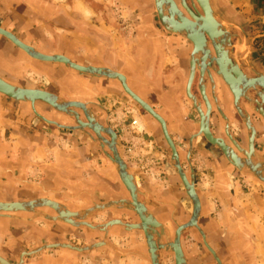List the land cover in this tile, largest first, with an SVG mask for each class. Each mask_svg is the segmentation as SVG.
Masks as SVG:
<instances>
[{
	"label": "crops",
	"instance_id": "0c3cea01",
	"mask_svg": "<svg viewBox=\"0 0 264 264\" xmlns=\"http://www.w3.org/2000/svg\"><path fill=\"white\" fill-rule=\"evenodd\" d=\"M123 5L133 7V4L128 3ZM91 7L87 0H75L72 3H66L65 0H0V27L11 31L24 43L42 53H60L59 55L63 54L83 66L96 65L102 68L111 66L119 70L109 68L123 74L136 93L167 120L171 137L179 152L181 154L183 152L181 163L186 171H189L190 165L185 154L190 135H184L185 129L182 128L186 122L193 123L196 119L191 116L189 106L186 104L181 81L180 72L183 69L179 67L177 51L181 41L174 36H164L160 29L155 28L156 24L149 19L137 25L138 34L126 37L118 32L120 28L117 29L114 23L99 18V14ZM133 8L137 11L136 6ZM92 13L96 18L90 17ZM4 48L5 50L2 51ZM0 76L9 83L21 84L24 87H39L67 100L86 102L85 104L93 109L96 117L105 123V126L109 124L117 131L125 145L128 142L126 133L120 131L117 124H122L123 119L128 121V125L132 119H140L141 129L144 128L146 132L145 135L143 132L142 139L145 144L150 145V141L152 143L150 149H146L144 153L139 152L136 159L127 158L129 166L145 172L144 179L150 183L151 174L147 172L149 170L145 171L147 168L143 159L148 155L158 159L159 154L162 153L165 159L162 160V165L157 164V170L169 175L170 181H173L172 186H175L174 182L180 181L175 167L170 162L171 155L164 136L157 133L159 122L156 120L157 123L154 122L152 127H149L148 122L152 117L141 112L118 79L76 71L66 72L65 67L53 61L31 57L2 35H0ZM35 110L48 120L54 121V124L51 121H44L37 113L34 114ZM96 117L94 118L98 121ZM55 122L71 124L72 117L44 102L37 101L32 105L31 102L18 101L0 92L1 202H27L44 198L61 203L71 211H77L96 202L113 199L117 195L115 193L121 192V184L124 187L122 191L128 194L118 171L117 177L120 181L115 175L112 163L105 159L92 137L80 131L66 130ZM127 128L126 126L125 130ZM126 132L129 133L128 130ZM133 142H137V139H133ZM153 143L156 149L153 148ZM192 160L197 184L198 175L203 174V170L210 169L215 174L211 186L214 187L213 193L217 189L223 191V186L218 182V173L224 167V161L217 150L197 145ZM200 170L202 171L199 172ZM149 183L147 184L150 185ZM240 187L241 184L238 186L233 183L230 194L224 192L223 199L232 212L236 213L240 208L242 219L249 224L252 219L248 217V211L250 210V214L254 215L253 205L260 202L256 200L253 191L243 195ZM150 193L155 195V200H163L162 196H166L163 189L159 192L154 189ZM101 194L111 198L101 200ZM218 197L222 199L220 194ZM165 198L168 199L167 196ZM144 203L152 209L146 202ZM241 203H245L247 209L244 210ZM170 206L162 211L170 210ZM37 209H43L49 215H57L56 210L49 205H42ZM19 210L16 213L0 212V252L4 253L8 260H12L9 253L22 252L27 244L35 243L40 238L49 242H62L67 240L68 235H71L70 239L74 235L72 224L68 222L43 218L29 220L27 218L33 213L24 209ZM163 212L161 214L164 215ZM153 213L166 225V221H162L154 211ZM10 214H17L26 219L13 218ZM176 227L173 232L168 231L169 234L173 236ZM92 232L94 230L85 229V237L90 238ZM65 250L55 248L46 251L33 261L35 264L61 262L68 258L69 253H65Z\"/></svg>",
	"mask_w": 264,
	"mask_h": 264
},
{
	"label": "rangeland",
	"instance_id": "374dc122",
	"mask_svg": "<svg viewBox=\"0 0 264 264\" xmlns=\"http://www.w3.org/2000/svg\"><path fill=\"white\" fill-rule=\"evenodd\" d=\"M87 1L88 4L90 2L92 6L91 8H93L94 11H96L97 14H99L98 15L99 18H102L107 22H111L112 20V23L116 25V28L117 29L120 28L119 29L120 31L118 32L124 34L126 37L138 34L137 25H139L140 22L146 19L147 20L149 18L152 19L156 25H160V23H162L156 10L154 12L155 14H152V16L146 18L143 9L140 10L137 9L136 11L133 7H126L123 5V3H118L116 0H87ZM213 2L219 7L220 11L223 12L226 16H230L232 19L237 20L239 23L238 24L235 23V25H238L244 31L243 32L238 26L237 27L233 26L234 28L241 31L243 34V37L239 35L241 37L242 42L240 44L238 58L242 55V52L247 51L246 59L248 61V64H252L257 67H260L264 73V7L259 3V0H213ZM66 3L68 2L66 1ZM193 3H197V2L193 1ZM90 17L96 18V16L93 13L90 14ZM160 31H162L161 33H163L164 36L177 35L169 31H167L166 33L162 29H160ZM244 33L246 34L247 42L244 41L245 38ZM177 36L178 39L181 41L180 42L181 45L177 46V48L182 49L184 47L183 43H185V40L188 39H185L180 35ZM235 40L236 42L233 44L237 45L238 42L237 38H235ZM178 64L179 67L182 65L183 68H185L186 70L188 69L187 62L181 60V56L179 54H178ZM185 99H186V104L189 106V111H191L190 113L191 116L194 119H197L192 107V101L188 99L186 96ZM34 114H36V110L34 111ZM136 119L138 120L137 131L139 132V134L130 135L129 133L126 132L127 130L129 132L132 129L131 122L134 119L131 120L129 125H128V121L124 119L122 121L123 122L125 121V123L122 122V124H117L118 129L123 133H126V137L128 140L127 145L124 144L126 160L127 158L130 160L136 159V157L138 156L136 154H138L139 152L144 153L146 149H150L152 143L150 141V145L145 144L144 140L142 139V134L144 132L143 135H145L146 132L144 128L141 129V120L138 118ZM255 120L256 121L259 120L257 115L255 117ZM66 125H70V124L68 123ZM126 126L128 127L127 130H125ZM232 129L235 133L234 136L242 138V133L238 127V123L235 122V124H233L232 126ZM72 131H80L83 132L85 135L86 134L88 135V133L80 129H76ZM93 135L95 134L93 133ZM135 138L137 139L138 143L133 142V139ZM96 144L98 145V143ZM134 145H136V147ZM257 145H258L257 150L262 155H264V128L262 127L259 130ZM133 146L135 147V149L133 148ZM152 146L154 149H156L154 143ZM130 148H133V152L130 151ZM168 148H169L168 151L169 155H171L170 147ZM100 150L102 152V155H104L105 159L111 162L110 159L104 154L103 150L102 149ZM217 153L219 152L217 151ZM220 155L221 157L223 156L222 154ZM164 159L165 157L162 155V153L159 154L158 159L155 156H151V155L150 156L148 155V157H144L143 161L144 164L146 165L145 168H147L145 169V171L149 170L147 172L151 174L150 179L152 180V182L150 181V183L149 181L147 182L144 179L145 172L143 173L140 172L139 170H136L134 167L132 168L134 169L135 172L136 182L140 190L144 193L142 199L144 200L145 198L147 204L151 208L156 207V205H154L155 204L154 200L156 199V197L155 195L153 196V194L150 193V191H154V189L155 191L158 192L162 189L164 190L168 199L165 198L166 196H162L163 201L165 202V200H167L168 203L167 202L166 203L171 205V206L166 205L167 207L170 206L171 209L165 212L166 214L165 220L166 223L168 222L167 225L168 231L173 232L174 226H176V224L181 222L184 218L188 217L192 205L186 192L184 191L181 181H177L176 183L174 182L175 186H172L173 181H170L169 175L165 172L157 170L158 169L157 164L160 163V165H162V160L164 161ZM222 159L224 161L223 164L224 167L220 169V172L218 173L219 174L218 182L219 185H222L224 189H222L223 191H219V189H217V191H219V194L221 195L222 198L221 200L218 197L219 195L218 192L215 191L214 192L216 193L215 195L213 193L214 187H211L213 183L212 180L215 177L213 170L202 169L204 173L203 174L200 173L198 175L199 178L198 184L195 176L196 188L203 200L200 220H202V222L205 221L204 223L207 226L206 233L209 242L212 245H214L218 250H221L220 252L224 256V264H247V261H249L250 264H264V182L252 176L243 175L232 163H230L226 159V157L223 156ZM194 170H195V166H194ZM202 170H200L199 172H201ZM152 171H154V174L152 173ZM147 183H149L150 185H148ZM233 183L238 186L241 184L240 188H241V193L243 195H247V193L250 194L249 192L253 191L256 200L260 202L257 205H253L252 211L255 212L254 215L250 214V210L248 211L249 213L248 217L250 218V220L252 219V222H254V224L252 222H251L252 224L249 223L250 225L247 224V222L242 219L241 209L239 208L238 210H236L237 211L236 213L234 211L232 212L228 203L224 201L223 196L225 193H227V195L230 194L231 186ZM244 185L246 186L243 187ZM121 187L122 189H124L122 184ZM166 187L169 188L167 189ZM122 189L121 192L118 191L117 193H115L117 194L116 196H122L127 194L126 192L122 191ZM149 195H151L152 197L149 198ZM100 196H101V200L111 198L103 194H101ZM171 202L174 203L175 207L171 204ZM241 205L244 210L247 209L245 203L243 204L241 203ZM163 209L164 208L158 207L157 213L158 214L162 213ZM157 216L160 218L159 215ZM161 216L163 217L164 215L162 214ZM113 218H120L127 222H132V223H134V221L137 222L136 220H138L137 216L132 212L125 210L107 209L106 211L99 212L98 214L93 216L90 219V221L93 224H101ZM71 229L74 235H72L71 239L69 238L71 235H68L69 237L66 238L67 240L64 242H70L77 246L88 245L102 237V233L96 232L99 230L92 229L90 227L72 226ZM85 229L92 231L94 230L90 238L85 237L84 235ZM108 240L112 242L120 250L129 253L127 254L118 253L109 246H103L85 252H78V251H73L71 249L63 248L66 249L65 253H69L67 254L68 258L62 260L61 262L58 261L55 264H150V262L147 259H145L144 257L138 254V253H142V254L147 253L144 236L141 231L139 230L128 231L123 229L122 227L114 226L110 229L108 233ZM48 242L49 241H47L46 239L40 238L35 243L27 244L25 246V249H23V251H30ZM233 242L234 245L232 244ZM182 244L188 260V264H216L213 259V256L207 250V247L205 246L203 239L200 236L197 229L188 228L182 235ZM229 247L232 249V251L230 250ZM58 248L60 247H56V249ZM52 249L55 248L46 249L34 255L27 256L25 258L24 264H35L33 259L35 260V258L39 257L41 253H45L46 251ZM132 252H136V253H132ZM20 254L21 251L15 254L9 253L12 259L10 261L18 262ZM161 264H175L174 255L170 252H164L161 258Z\"/></svg>",
	"mask_w": 264,
	"mask_h": 264
},
{
	"label": "water",
	"instance_id": "95a60500",
	"mask_svg": "<svg viewBox=\"0 0 264 264\" xmlns=\"http://www.w3.org/2000/svg\"><path fill=\"white\" fill-rule=\"evenodd\" d=\"M181 1L183 3L184 7H186V9L191 12L190 8L188 7V5L186 3V0H181ZM196 1L201 7H203V10L206 12V14L208 12L210 14L212 13L213 16H211V19L214 23H217V25L220 24V22L217 19L216 12L214 10H212L210 0H196ZM171 4H173L172 1H171ZM163 5H164V2H162L161 0H156L157 14H158L162 24L164 25V27L167 29V31L172 32V33L177 34V35H180V36L184 37L185 39H188V40L191 39L192 41H194V43L196 45L197 43H196L194 37H191L188 32L180 31L170 24L171 17H173V14L171 12L169 14L165 13ZM181 19H183V18H181ZM223 22L225 24L224 28L229 32V38L227 39L228 50L226 52V56H228V60L230 63H234V62L236 63L238 55H239L238 52L240 50V44H241L242 40L238 34L233 33L229 29V26L237 27L238 25L230 24L226 21H223ZM239 28L243 31V29L241 27H239ZM0 35L10 39L15 45H17L18 47L23 49L26 53H28L33 58L43 60V61H60V62H64L66 65H69L71 67H74V68L81 70V71H84V72L98 73V74L103 75V76L104 75H106V76L110 75L109 77L119 78L122 81V84L124 85L125 90L134 99H136V100H134L130 97L132 99V101H134L139 107H140V105L138 103H140L142 105V107L146 111L149 112L147 114L148 115L150 114L149 115L150 117L152 116V117L156 118L161 123L165 138L168 141V144H169V147L171 150V161L170 162L175 167L176 171L180 174L181 179H182L184 186L186 188L187 194L192 199L193 204H194L193 213H192L191 218L188 221H186V222H184L178 226L174 236H171V235L167 236L168 235L167 233H169L167 226L164 225L163 223L162 224L159 223L155 218L151 219V217L153 216L152 215L153 211L150 208H147L146 205L144 204L145 201L142 199V196H144V193L140 190V188L136 182L134 169L129 166V164L125 158V145H124L123 141L121 140V138L119 137L117 131L111 125L107 124V126H109L108 130H105L106 132L103 131L105 133V135H102V132H101L102 130L98 131V133H100V135H97L92 131L91 128H89L90 126L86 127V125H87L86 122L83 121V119L80 116L79 111L77 110V109L82 110L85 117H86V121H87V119H89L91 121V118L94 119V114L92 113V111L90 110L88 105H85L84 107H82L81 105L74 104V103H72L71 100H67V99L59 96L56 93H53V92L45 90V89H41L39 87L31 86L33 88V89H31L30 87L28 88V87H22V86H18V85H11L10 83L4 81V79H2L0 76V84L4 85L8 89V90L7 89L2 90L0 88V91L5 92L3 94H5V95H7V96H9L15 100H18V101L20 100V101L31 102L32 105H34L37 101H41V102H44V103L50 105L52 108H54L55 110H57L59 112H62V113H65L67 115L74 117L76 119L78 125H66V124H61V123H57V122H55V123L62 128H66L69 130L80 129V130L88 133V135L90 137H92V139L101 146L104 154L110 159V161L113 165V168L115 170V173L117 171L119 172L124 184L126 185V187L128 189V192L130 193V195L133 198V201H130L129 198H120V199H110V200H106V201L96 202L87 208H81V209L77 210L78 213L76 215H74L73 217L71 216L69 219H67L68 221H70L73 224L72 226H74V227H90L92 229L100 230L103 232L105 231L104 236H103V240H102V241H104L103 244L99 243V242L98 243L92 242V243L85 245V246H77L73 243L64 242V241H62V242H48L46 244L40 245V246L30 250V251H22L20 254L18 262H11L2 253H0V264H24L25 258L27 256L34 255L40 251L50 249V248H56V247L67 248V249H71L73 251H78V252H85V251H90V250L99 248L100 247L99 245L102 244V245L111 247L113 250L117 251L118 253H121V254L129 253V252L120 250L118 247H116L112 242H110L108 240V233H109L110 229L114 226L122 227L123 229L128 230V231L139 230L143 233L144 240H146V243L148 245L149 253L147 252L146 254H142V253H138V254L140 256L144 257L145 259H147L150 262V264H161V258H162L163 253L164 252H170L171 253L173 251H175V253H176V264H188V262H186L187 257H186V254H185V251L183 248V244H182V238H181L182 233H183L184 229L198 228L202 237H203V241L206 244V246L214 254L218 263L223 264L220 257L218 256V254L215 252V250L208 243L205 231L199 225V219H200L201 212H202V202H201L200 195L197 192L196 180H195V170H194V165H193V162L191 159V153L193 151V137L195 135L192 136V138L190 140V145H189V151H188L187 159H188V162L190 164L191 171H190V176H188L186 170L182 166L180 155L178 152V148H177L173 138L171 137V135L169 133L166 120L162 117V115H160V113H158V111H156V109L151 104H149L148 102L143 100L140 96H138L134 91H132L128 87L127 82H126V77L124 75H122L121 73H118L117 71L115 72V75H112L110 73H114L113 71L106 73L101 68L97 70L95 67H81L63 55H55V56L45 55L44 53H41L40 51H38L35 47L24 43L14 33H11L10 31L3 29L1 27H0ZM200 35H201V39L203 40V42H207V41L212 42V46L214 47L215 52H216V54H218V58H219V55H220L219 50H218L217 45L215 43H213V39H214L213 35L210 32H207V35L210 37V40L206 37V31H204ZM244 35H245L244 41L247 42L246 34L244 33ZM232 37L237 38V41H238L237 45L232 43ZM222 40H223V38H222ZM229 53H230V55H229ZM196 59H197L196 62L192 60V63H191V71H190V76H189V80H188V84H187V94L190 97V99L192 100V103L194 104L195 109L199 113L200 118H201V127H200L199 133L200 134L204 133V135L208 139V141L210 143L214 144L215 146L219 147L222 150V152L224 153V155L226 156V158H228L230 160L232 159V161H234L233 162L234 166L243 175H249V176H252V177L264 182V155H262L255 147L254 140H255V136H256V130H255V127L252 123V120H251L250 116H248L240 107V99L241 98H246L249 101H253L251 90H255L257 95L264 102V83H261L260 80H258L259 78L264 77V73L261 72L260 70H258V68L255 65H251V64L247 65V67H250L256 73L257 77H251V76L247 75L246 73L243 74L241 72L240 74L249 77V79H248L249 81H247V84H246L244 82V80L243 81H238L239 79L234 80L235 76H238L239 72L237 70H235V71L233 70V74L230 75L225 70H223V66L219 60H216L217 61L216 62L212 58L213 62L209 63L210 68H208V72L206 73L203 69V65H204L203 64V62H204L203 56H201L199 58L197 57ZM199 64H201V65H199ZM242 65L243 64L240 61L239 70L240 69L242 70V67H243ZM197 73H198L199 87L201 90V95L207 104V112H204V110L201 106L200 99L195 94H193L192 90H191L192 84L194 82V79H195V76ZM213 73H215L217 75V77H219L227 87H230V89H231V91L235 97V106L237 107L241 116L244 118V120H245L246 124L248 125V127L250 128V130L252 131V135L250 136V152H246L244 149H242L240 147V145L238 144L236 139L233 137V135H231L230 129H229V122L227 124L226 130H227L229 138L231 139V141L233 143H235L239 148L242 149L241 151L243 154H245V157H241V158L238 157L237 154L235 153L234 149L228 144V142L221 137H216L210 129L211 106H210L208 97L206 95L205 89H206V80L209 79L212 83L213 89L215 90V80L213 78ZM234 74H236V75H234ZM230 76H233L234 78H232ZM245 81H246V79H245ZM247 92L249 93V95L246 94ZM214 95H215V93H214ZM215 97H216V95H215ZM85 107H87V108H85ZM253 107L255 108V106H253ZM258 110H260V113L264 117V108L262 105L260 106V108H258ZM142 111H144V110L142 109ZM220 111L224 115L223 111L222 110H220ZM36 113L40 117H42L44 120L51 121L52 123L54 122L52 120H48L46 117H44L43 115H41L37 111H36ZM83 125L85 127H83ZM92 132L95 135H93ZM106 136L108 138H111V140L108 139ZM103 141H105V143L108 145L109 148L106 147V145L104 144ZM116 146H118V147L116 148ZM252 155H253V160L256 158V160H258V161L260 160V162L262 161V163H258L254 167L253 163L255 161L253 162ZM238 159H242V162L238 163ZM115 175L117 177V173ZM117 179H118V177H117ZM4 204H7V203H4ZM11 205H13V204H11ZM39 206L40 205H36L33 210H28V212H32L33 215L31 217H28L27 219L30 220V219H34V218L35 219L36 218H43V219H47V220L51 221V219H49L50 217H49L48 212L44 211L43 209H37V208H39ZM119 208L130 210V211L136 213L138 215L139 222L132 223V222H127L123 219H114V220H109L108 222H104L101 224H93L90 221V219L93 216H95L96 214H98L99 212L105 211L107 209H119ZM148 209H150L151 212ZM55 213L57 214V211H55ZM147 214H149V215H147ZM10 216L13 218L26 219V217H22V216L17 217L18 215L14 216L13 214ZM53 220L62 222L61 218L60 219L57 218V219H53ZM165 229H166V231H165ZM163 235H165V236H163ZM173 238H174V240L172 241ZM164 240H166L167 243H163ZM170 245H172L173 248L170 247ZM132 253H136V252H132Z\"/></svg>",
	"mask_w": 264,
	"mask_h": 264
},
{
	"label": "flooded vegetation",
	"instance_id": "af4514ba",
	"mask_svg": "<svg viewBox=\"0 0 264 264\" xmlns=\"http://www.w3.org/2000/svg\"><path fill=\"white\" fill-rule=\"evenodd\" d=\"M68 3H72L73 0H66ZM118 3H123V4H133V7L136 6L138 10L140 9H143L144 12H145V17H149V16H152V14H155V5H154V1L153 0H138L137 2H134V0H116ZM176 3L178 4L179 8H180V11L183 12L188 18L190 19H193L191 13L184 7V5L182 4V2L180 0H175ZM211 2V5L213 6V9L214 11L216 12V14H218L217 16V19L220 21V22H223V21H226L230 24H238L239 22L237 20H234L232 19L230 16H226L223 12L220 11L219 7L213 2V0H210ZM186 3L188 5V7L190 8V10L197 16H201V15H204V11L202 10V8L199 6L198 3H193L192 0H186ZM66 16V15H64ZM147 20V19H146ZM149 20H151L153 22L152 19L149 18ZM112 22V20H111ZM154 23V22H153ZM162 27H161V26ZM160 25H156L155 28H158V29H162L164 32L167 33V30L165 27H163L162 23H160ZM161 27V28H160ZM229 29L235 33V34H238V35H241V37H243V34L241 31H239L238 29L234 28L233 26H229ZM174 37H177V35H172ZM207 38L210 40V37L208 35H206ZM3 37V36H2ZM6 39H8L7 37H5ZM10 39H8L9 41ZM11 41V40H10ZM236 40L235 38L232 37V43H235ZM184 44V47L182 49L178 48V54L181 56V60L187 62V70L185 68L182 67V65L180 66L181 69H183V71H181V81H182V84H183V87H184V92H185V96L190 99L188 97V94H187V84H188V80H189V56H190V51L192 49V42L190 40H185V43ZM209 46L211 48V51L212 53L215 55L216 52H215V49L214 47L212 46V44L209 42ZM20 48V47H19ZM4 49H2V51H4ZM42 53V52H41ZM45 54V53H44ZM56 54H60V53H52V54H48V55H56ZM246 54H247V51H244L242 52V55L239 57V60L241 61V63L243 64L242 66V70L244 71V73H246L247 75L251 76V77H257L256 73L251 69V68H248L247 67V64H248V61L246 59ZM63 55V54H61ZM20 55H18L19 57ZM72 60V59H71ZM74 61V60H73ZM55 62L56 64H59V65H62L63 67H65V71L66 72H71V71H76V72H80V73H84V74H96V73H92V72H83L81 70H78L74 67H71L69 65H66L64 62H60V61H53ZM75 63H78L76 61H74ZM81 64V63H80ZM249 65V64H248ZM252 65V64H251ZM89 66H94L96 67V65H89ZM106 67H109V68H112L114 70H117L111 66H106ZM257 67V66H256ZM258 70H260L261 72L262 69L260 67H257ZM16 71V69H14ZM119 71V70H117ZM97 75V74H96ZM99 75V74H98ZM107 77V76H106ZM213 78L215 80V90L213 89V86H212V83L209 79L206 80V95L208 97V100H209V103H210V106H211V112H210V129L212 131V133L216 136V137H221L223 139H225L228 144L233 147L236 152L240 155H242V153H239V150H237V148L235 147L234 143L231 141V139L229 138L228 136V133H227V124L229 122V129H230V133L231 135H233V137L236 139V141L238 143H240V145L244 148H248V142H249V138L250 136L252 135V131H250L249 127L247 126V124L245 123L244 119H242L241 115L239 114V111L238 109L236 108L235 106V99L233 98V95L232 93L229 91V88L224 84L223 81H221L217 75H215V73H213ZM14 85H18V86H22L21 84H16V83H12ZM129 84V82H128ZM121 86V84H120ZM130 86V84H129ZM24 87V86H22ZM122 88V87H121ZM131 89H133L131 86H130ZM123 89V88H122ZM134 90V89H133ZM192 93L195 94L201 101V106L203 108V110L205 112L206 109H207V104L205 102V100L202 98V95H201V90H200V87H199V79H198V75L196 74L195 76V79H194V82L192 84ZM124 91V90H123ZM135 91V90H134ZM125 92V91H124ZM136 92V91H135ZM126 93V92H125ZM216 97H215V95ZM251 94H252V97H253V101H249L247 100L246 98H241V101H240V107L241 109L248 115L250 116L251 120H252V123L255 127V130H256V136H255V140H254V143H255V147L257 149L258 145H257V140H258V134H259V130L262 128H264V118L261 116V113L259 112L258 108H260V106L262 105L263 108H264V102L262 101V99L257 95L256 91L255 90H251ZM129 96V95H128ZM130 97V96H129ZM144 99V98H143ZM145 100V99H144ZM179 100V99H178ZM75 101H80V100H75ZM83 102V101H81ZM86 103V102H85ZM87 104V103H86ZM255 106V108L253 107ZM89 107V106H88ZM192 107H193V110L195 112V114L197 115V119L195 120V122H186L184 125H183V128L182 129H185L183 130V134L184 135H190V138H188L187 140V149H186V157H188V151H189V145H190V140L192 138L193 135H195L193 137V151L191 153V156L194 152V149H195V146L197 145H202L203 148H209L211 150L215 149L219 152V156L221 157L220 154H222L224 157V153L222 152V150L215 146L214 144L210 143L208 141V139L205 137L204 134H200L199 131H200V126H199V121H200V125H201V118H200V115L199 113L196 111L195 109V106L194 104L192 103ZM90 108V107H89ZM139 109L141 110L142 112V109L139 107ZM80 113V116L81 118L86 121V117L85 115H83V112L82 110L80 109H77ZM90 110L92 111V113L95 115V112L93 111V109L90 108ZM223 111L224 116L221 111ZM144 113H146L145 111H143ZM147 114V113H146ZM42 115V114H41ZM259 118L258 121L255 120V117ZM44 116V115H43ZM96 116V115H95ZM45 117V116H44ZM72 117V116H71ZM42 118V117H41ZM47 118V117H46ZM97 118V117H96ZM43 119V118H42ZM98 119V118H97ZM165 119V118H164ZM229 121H228V120ZM166 120V119H165ZM186 121H189L188 118H185ZM99 122H101L102 124H105L103 123L101 120L98 119ZM151 121V122H150ZM148 123H149V127H152V123H157L156 120L153 118H151ZM238 123V127L242 133V138H239L237 136H234L235 133L232 129V126L233 124ZM166 123H167V126H168V130H169V133H170V127L168 125V122L166 120ZM70 125H78L76 119L74 117H72V122ZM107 125V124H106ZM157 133L159 132V135H162V128H160L159 124H157ZM156 132V131H155ZM250 132V133H249ZM171 135V133H170ZM164 141L165 143L168 145L169 147V144L166 142L165 138H164ZM100 149L101 146L98 144L97 145ZM177 146V145H176ZM215 147V148H214ZM178 148V147H177ZM179 152V150H178ZM183 154V152H182ZM182 154L179 152V155H180V159L183 157ZM182 156V157H181ZM222 156V157H223ZM221 157V158H222ZM227 159V158H226ZM222 161V160H221ZM183 166V165H182ZM185 169V168H184ZM186 170V169H185ZM190 171L191 169L187 172L188 176H190ZM177 172V171H176ZM178 174V173H177ZM179 176V174H178ZM179 179L182 183V186L184 185L182 179L180 178L179 176ZM184 188V186H183ZM185 191V189H184ZM198 192V191H197ZM200 195V194H199ZM152 197L151 195H149V198ZM120 198H128V194H125V195H122V196H115L113 197V199H120ZM148 198V199H149ZM201 198V202L203 203V200H202V197L200 196ZM112 199V198H111ZM155 199V198H154ZM144 201L146 202L145 198H144ZM149 201V200H148ZM155 204L156 205V209L155 208H152L153 211L160 216V218H162L161 220L162 221H166L165 220V216L166 214H164V216L162 217L161 213H157V209L158 207L159 208H166L168 205L167 203H165L163 200H154ZM147 203V202H146ZM174 207V203L172 204ZM192 208V207H191ZM175 209V208H174ZM173 209V210H174ZM165 213V212H163ZM190 213H191V210H190ZM202 213V212H201ZM189 217V215H188ZM188 217L187 218H184L181 222H179L177 225H179L180 223L182 222H186L188 220ZM137 221V220H136ZM205 222V221H204ZM202 222V220L199 219V224L202 226L203 230L205 231L206 233V224ZM166 223V222H165ZM166 225H168L166 223ZM174 226V228L176 227ZM170 229V228H169ZM196 229V228H195ZM187 229H184L183 233L186 231ZM200 234V236L202 237L201 233L199 230H197ZM100 233H102V237L104 236V233L99 231ZM182 233V235H183ZM206 237H207V233H206ZM100 238V239H101ZM182 238V237H181ZM98 239V240H100ZM203 239V237H202ZM96 240V241H98ZM207 241L208 243L210 244V246L215 250V252L218 254V256L220 257L222 263L224 264V256L223 254L220 252L221 250H218L214 245H212L209 240H208V237H207ZM204 242V241H203ZM205 244V243H204ZM234 245V242L232 243ZM206 246V244H205ZM207 247V246H206ZM230 248V247H229ZM207 250L209 251V253L213 256V259L215 261L216 264H219L217 259L215 258L214 254L210 251V249L207 247ZM230 250L232 251V249L230 248ZM247 264H250L249 261H247Z\"/></svg>",
	"mask_w": 264,
	"mask_h": 264
},
{
	"label": "bare ground",
	"instance_id": "6f19581e",
	"mask_svg": "<svg viewBox=\"0 0 264 264\" xmlns=\"http://www.w3.org/2000/svg\"><path fill=\"white\" fill-rule=\"evenodd\" d=\"M154 1V5H155V10H157V8H156V0H153ZM162 2H164V5H163V8H164V12L165 13H167V14H169L170 12L173 14V17H171V21H170V24L172 25V26H174L176 29H178V30H180V31H186V32H188L189 33V35L191 36V37H194V39H195V41H196V45H195V43H194V41H192L191 39H190V41L192 42V51H191V54H190V71H191V63H192V60L193 61H195L196 62V58L198 57H201V56H203V58H204V62H203V69H204V71L207 73L208 72V68H210V66H209V63H212L213 61H212V58L214 59V61H216V60H219L220 61V63L222 64V66H223V70H225L227 73H229L230 75L231 74H233V70L235 71V70H237L239 73H238V76H235V78L233 77V76H230V77H232V78H234V80H238V81H243L244 80V82L247 84V81H249L248 79H249V77L248 76H244V75H242V74H240L241 72L243 73V74H245L244 73V71L243 70H239V65H240V61H239V59L237 58V62L235 63H230L229 62V60H228V56H226V52H227V50H228V41H227V39L229 38V32L224 28V22H220L219 20V22H220V24H218L217 25V23H214L213 21H212V19H211V16H213L212 15V13L210 14L209 12L206 14V12L203 10V7H201L200 5V7L202 8V10L204 11V15H201V16H197V15H195L192 11L190 12L189 10V12L191 13V15H192V17H193V19H190V18H188L183 12H181L180 11V8H179V6H178V4L176 3V1L174 2L173 0H161ZM171 1L173 2V4H171ZM181 1V0H180ZM193 1V0H192ZM195 2H197L196 0H194ZM182 2V1H181ZM183 4V3H182ZM210 4H211V2H210ZM212 6V5H211ZM177 9H176V8ZM186 8V7H185ZM178 10V11H177ZM212 10H214L213 9V6H212ZM157 12V11H156ZM203 16V17H202ZM183 18V19H181V18ZM197 17V18H196ZM211 19V20H210ZM167 30V29H166ZM9 31V30H8ZM204 31H206V35H207V32H210L212 35H213V37H214V39H213V43H215L216 45H217V47H218V50H219V58H218V54H213L212 53V51H211V48H210V46H209V42L207 41V42H203V40L201 39V35L200 34H202ZM11 32V31H10ZM12 33V32H11ZM207 37V36H206ZM222 38H223V40H222ZM210 43L212 44V42L210 41ZM210 51V52H209ZM45 55H48V54H45ZM56 55H59V54H56ZM229 55H230V53H229ZM51 56V55H50ZM52 56H55V55H52ZM68 59H70V58H68ZM71 60V59H70ZM72 61V60H71ZM74 62V61H73ZM202 62V61H201ZM217 62V61H216ZM75 63V62H74ZM77 65H79V66H81V67H94V66H83V65H80V64H78V63H76ZM199 65H201V64H199ZM97 70L98 69H102L104 72H110V71H113L114 73H110V74H112V75H115V72L116 71H114V70H112V69H109V68H102L101 66L100 67H98V66H96L95 67ZM84 72V71H83ZM119 73V72H118ZM96 74H98V73H96ZM100 75V74H99ZM123 75V74H122ZM234 75H236V74H234ZM104 76H106V75H104ZM110 76V75H109ZM109 76H107V77H109ZM2 78V77H1ZM110 78H113V79H118L120 82H121V84H122V81L119 79V78H117V77H110ZM3 79V78H2ZM245 79H246V81H245ZM258 80H260V82L261 83H264V77H262V78H259ZM4 81H6V82H8L7 80H5L4 79ZM126 82H127V79H126ZM9 83V82H8ZM11 85H14V84H12V83H10ZM127 85H128V83H127ZM122 86L124 87V85L122 84ZM128 87L130 88V86L128 85ZM0 88L2 89V90H5V89H7L4 85H1L0 84ZM29 88V87H28ZM31 89H33L32 87H30ZM229 88V90H230V92L232 93V91H231V89H230V87H228ZM131 89V88H130ZM8 90V89H7ZM124 90H125V88H124ZM132 90V89H131ZM126 91V90H125ZM132 91H134V90H132ZM0 92H2V91H0ZM127 92V91H126ZM135 92V91H134ZM2 93H5L4 91L2 92ZM136 93V92H135ZM127 94L128 95H130L128 92H127ZM137 94V93H136ZM247 95H249V93L247 92L246 93ZM138 96H140L139 94H137ZM232 95H233V93H232ZM130 97L132 98V99H134L131 95H130ZM141 97V96H140ZM189 97V96H188ZM142 98V97H141ZM190 98V97H189ZM233 98L235 99V97H234V95H233ZM131 99V100H132ZM143 99V98H142ZM134 100H136V99H134ZM144 100V99H143ZM191 100V99H190ZM20 101V100H19ZM72 101V100H71ZM146 101V100H145ZM192 101V100H191ZM240 101H241V99H240ZM147 102V101H146ZM72 103H74V104H78V105H81L82 107H84L86 104L85 103H83V102H80V101H72ZM138 103V102H137ZM149 103V102H148ZM139 105H140V107L144 110V111H146L143 107H142V105L140 104V103H138ZM150 104V103H149ZM85 108H87V107H85ZM237 108V107H236ZM85 110V109H84ZM206 111H207V109H206ZM205 112V111H204ZM259 112H260V110H259ZM146 113H149L148 111H146ZM240 114V113H239ZM150 115V114H149ZM241 115V114H240ZM262 115V114H261ZM94 117H96L95 115H94ZM152 117V116H151ZM242 117V116H241ZM262 117H263V115H262ZM153 118V117H152ZM264 118V117H263ZM155 120H157L156 118H154ZM242 119H244L243 117H242ZM95 120V121H94ZM84 121V120H83ZM158 121V120H157ZM245 121V120H244ZM47 122H50V121H47ZM84 122H86V127L87 126H90L89 128H91L92 129V131L95 133V134H97V135H100V133H98V131H100V130H102L101 132H102V135H104L105 133L104 132H106L105 130H108V127L109 126H105V124L104 125H102V124H100L95 118L93 119V118H91V121L89 120V119H87V121H84ZM159 122V121H158ZM52 123V122H51ZM246 123V122H245ZM53 124H54V122H53ZM56 124V123H55ZM159 124H160V128H162V125H161V123L159 122ZM81 125V124H80ZM101 125V126H100ZM248 126V125H247ZM83 127H85L84 125H83ZM200 127H201V125H200ZM250 129V128H249ZM104 131V132H103ZM251 131V130H250ZM162 135L164 136V138H165V135H164V132H163V129H162ZM250 133V132H249ZM201 134H204V133H201ZM108 139H110L111 140V138H108ZM165 140H166V138H165ZM104 142V144L106 145V147L107 148H109L108 147V145L105 143V141H103ZM166 142L168 143V141L166 140ZM239 144V143H238ZM234 145H235V147L237 148V150H239V153H242V149H244L246 152H250V138H249V142H248V148L246 149V148H244V147H242L240 144V147L242 148H239L235 143H234ZM118 146H116V148H117ZM233 148V147H232ZM234 149V148H233ZM234 151H235V153L237 154V156L238 157H245V154H243L242 153V155H240V154H238L237 152H236V150L234 149ZM247 157V156H246ZM228 159V158H227ZM252 160H253V155H252ZM228 161L230 162V163H232L233 165H234V161H232V159L230 160V159H228ZM255 161V162H254ZM240 162H242V159H238V163H240ZM253 166L255 167L258 163H262V161L260 162V160L258 161V160H256V158L253 160ZM117 173V172H116ZM119 173V172H118ZM178 173V172H177ZM179 174V173H178ZM117 176H118V174H117ZM119 176H120V174H119ZM179 176H180V174H179ZM119 178V177H118ZM180 178H181V176H180ZM120 179H121V181H122V183H123V185L125 186V188L127 189V187H126V185L124 184V182H123V180H122V178H121V176H120ZM185 187V186H184ZM185 190H186V188H185ZM127 192H128V189H127ZM186 193H187V191H186ZM128 194H129V199H130V201H133V198H132V196L130 195V193L128 192ZM188 195V194H187ZM189 196V195H188ZM190 198V197H189ZM190 200H191V202H192V213H193V208H194V204H193V201H192V199L190 198ZM3 203V204H2ZM4 203H7V204H4ZM16 203V204H15ZM11 204H13V205H11ZM132 204V203H131ZM145 204V203H144ZM36 205H40V206H42V205H49V206H51V207H53L56 211H57V215H49V219H57V218H61L62 219V221H65V222H68V223H70V224H72L70 221H68L67 219H69L71 216L73 217L74 215H76L78 212L77 211H71V210H69L65 205H63V204H61V203H58V202H55V201H51V200H47V199H44V198H40V199H36V200H34V201H27V202H1L0 201V212H5V211H10V212H12V213H16V212H19L20 210L19 209H24V210H33L34 209V207L36 206ZM146 205V204H145ZM146 207H147V205H146ZM148 208V207H147ZM120 210H125V211H129V212H132V211H130V210H126V209H122V208H119ZM149 211H150V209H148ZM152 210V209H151ZM151 212V211H150ZM132 213H134V212H132ZM192 213H191V215H190V217H189V219L191 218V216H192ZM137 217H138V215L136 214V213H134ZM10 215H12V214H10ZM14 216H16L17 214H13ZM147 215H149V214H147ZM152 217H151V219H153V218H155L159 223H161L162 224V222H160V220L156 217V215L152 212ZM17 217H19V215L17 216ZM48 218V217H47ZM139 219V218H138ZM188 219V220H189ZM111 220H114V219H111ZM187 220V221H188ZM137 222H139V220L137 221ZM137 222H134V223H137ZM73 225V224H72ZM167 226V225H166ZM104 227V226H103ZM102 227V228H103ZM109 228V227H108ZM177 228H178V226L176 227V230H177ZM197 230H199L198 228H196ZM104 230V229H103ZM160 230V229H159ZM176 230L174 231V235H175V233H176ZM100 231V230H99ZM161 231V230H160ZM165 231H166V229H165ZM104 233H105V231H104ZM168 235L167 236H169V235H171V234H169V233H167ZM173 235V236H174ZM163 236H165V235H163ZM166 236V237H167ZM103 240V239H102ZM102 240H100V241H98L99 243H104V241H102ZM174 240V238L172 239V241ZM97 242V243H98ZM96 243V242H95ZM145 243H146V240H145ZM163 243H167V241L166 240H164L163 241ZM99 245L100 247H102V246H105V245ZM170 247H172V245H170ZM173 248V247H172ZM146 252H148L149 253V251H148V245H147V243H146ZM173 255H174V258H175V264H176V253H175V251H173V252H171ZM150 255V254H149ZM186 262H188V260H187V258H186Z\"/></svg>",
	"mask_w": 264,
	"mask_h": 264
},
{
	"label": "built area",
	"instance_id": "2783aa9c",
	"mask_svg": "<svg viewBox=\"0 0 264 264\" xmlns=\"http://www.w3.org/2000/svg\"><path fill=\"white\" fill-rule=\"evenodd\" d=\"M138 120L137 119H134L132 122H131V130L129 131V134L130 135H135V134H139V132L137 131V127H138ZM136 147V145H134ZM133 146V148L135 149V147ZM133 148H130V151L133 152ZM137 155V154H136Z\"/></svg>",
	"mask_w": 264,
	"mask_h": 264
},
{
	"label": "trees",
	"instance_id": "16d2710c",
	"mask_svg": "<svg viewBox=\"0 0 264 264\" xmlns=\"http://www.w3.org/2000/svg\"><path fill=\"white\" fill-rule=\"evenodd\" d=\"M259 3L264 7V0H259Z\"/></svg>",
	"mask_w": 264,
	"mask_h": 264
}]
</instances>
